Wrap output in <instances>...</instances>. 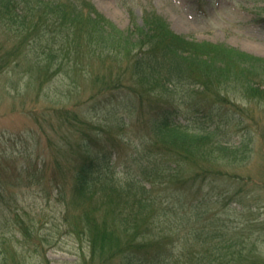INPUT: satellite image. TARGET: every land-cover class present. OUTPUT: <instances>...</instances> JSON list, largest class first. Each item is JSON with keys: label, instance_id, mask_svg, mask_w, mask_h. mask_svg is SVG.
Wrapping results in <instances>:
<instances>
[{"label": "trees", "instance_id": "1", "mask_svg": "<svg viewBox=\"0 0 264 264\" xmlns=\"http://www.w3.org/2000/svg\"><path fill=\"white\" fill-rule=\"evenodd\" d=\"M10 30L16 41H0V75L22 66L28 76L18 94L35 90L31 101L43 107L31 108L25 100L18 109L46 131L50 145L47 125L61 134L59 141L53 136L57 150L49 160L33 164L16 155V193L0 188L7 192L0 190V207L22 234L18 242L21 237L24 247L44 253L49 240L34 235L19 210L17 188L29 180L52 184L64 199L69 230L88 244L83 264H264L257 243L264 222L254 224L253 232L248 226L236 231L228 218L212 212L216 203L228 210L243 201L238 167L248 159L244 145L252 131L233 125L247 110L228 94L243 87L246 98L264 103V57L190 39L155 11L123 30L89 0H0V32ZM94 57L110 61L109 71L87 78ZM59 78L62 86L53 89ZM67 78L84 83L91 90L87 98L81 90L78 97ZM134 114L162 143L140 142L126 154L122 139L104 137L103 129ZM228 126L235 127L234 136L240 132L239 143L227 145L230 138L220 136ZM122 170L126 181L118 179ZM73 203L78 212L71 220ZM221 229L228 248L195 254L191 238L219 236ZM3 242L0 264L27 263L23 250H8Z\"/></svg>", "mask_w": 264, "mask_h": 264}, {"label": "rangeland", "instance_id": "2", "mask_svg": "<svg viewBox=\"0 0 264 264\" xmlns=\"http://www.w3.org/2000/svg\"><path fill=\"white\" fill-rule=\"evenodd\" d=\"M95 7L109 17L119 28L123 30L132 29L138 24H143V18L146 12L155 11L164 16L170 24V27L190 39L198 42L210 41L213 43H225L252 54L264 57V0H90ZM107 10V12H106ZM109 11V12H108ZM6 34V36H5ZM7 36L9 38H7ZM15 32H0V41L5 40L7 45L15 40ZM0 54H2L0 52ZM110 61L94 57L90 65L87 66L88 77L95 73H106L109 71ZM28 76V75H27ZM23 67L11 65L5 73L0 75V188L5 187L16 193V155L24 158H31L35 164L40 159H51L57 150L56 140L61 138L60 131L56 134L54 126L47 125L48 135L52 137V145L47 140L46 131L40 128L29 113L22 111L19 104L26 101V105L31 108L40 106L42 102L34 105L35 90L26 96L19 95L18 91L24 87ZM60 80H53V89L62 86ZM67 80V81H66ZM64 80L68 86L74 87V91L79 97L78 91H85L83 98H87L90 89L84 88V83H75L72 78ZM93 80V79H92ZM70 83V84H69ZM76 85L78 88L76 89ZM193 87L195 86L192 83ZM264 87L263 84H261ZM87 87V86H86ZM245 89L239 87L235 89L236 95L228 94L233 97L241 106L246 108L247 112L242 115L240 123H233L243 132L252 131V134L246 138L245 145L248 159H244L238 167L241 173V195L238 196L243 201H234L230 205L236 206L237 211H232L231 206L224 210L222 203L213 205L212 212L218 211L221 220L228 218L227 223L236 225V231L243 230L244 226L252 230V226L260 228V223L264 222V103L260 99H251L244 96ZM26 92L25 88L22 90ZM82 94V93H81ZM53 98L58 94L52 93ZM51 98V96H49ZM232 99V98H231ZM231 105V103H230ZM122 113V112H121ZM253 117V118H252ZM180 121L185 119L179 117ZM125 122L113 124L110 129H103L104 137L122 139L121 145L126 154L130 153L134 146L144 141L162 140L156 137L151 130L148 131L147 123L142 122L135 114L133 117L128 115ZM257 124H255V122ZM233 126H228L220 133L221 137L230 138L231 143H239L241 134L235 132ZM111 130V131H110ZM237 130V129H236ZM101 131V130H100ZM110 131V132H109ZM158 139V140H157ZM111 140V139H110ZM54 144V145H53ZM39 154V155H38ZM133 168V166H132ZM120 181H126L125 170L120 172ZM23 183L17 188L20 211L24 217L32 222L34 235L39 233L44 239V253L35 251V246H23L22 234L16 229V222L8 211H3L0 207V244L15 247L27 257L26 264H83V252L89 254L88 244L85 239H79L65 221L67 205L63 198L58 197L56 189L52 184L42 185L36 183ZM239 182V183H240ZM4 184V185H3ZM71 186V185H69ZM68 187V186H66ZM4 189V188H3ZM0 189L5 192V190ZM67 188V197L71 196ZM1 198V196H0ZM71 198V197H70ZM71 220L75 219L78 204H71ZM25 210V212H24ZM210 215V213H209ZM212 216V215H211ZM222 228V225L219 224ZM253 226V227H254ZM263 228V227H261ZM70 229V230H69ZM261 230V229H260ZM262 231V230H261ZM264 231V229H263ZM224 230L218 231L212 237L206 235L197 238H191V244L195 254H201L206 251H223L228 248V243L222 237H225ZM250 233V232H249ZM258 234V232H257ZM256 233H252V236ZM20 237L18 242L17 238ZM254 237V236H253ZM252 237V239H253ZM261 241L257 242L260 251L264 253V233ZM35 237L32 238V244ZM240 241V240H238ZM182 239L179 241L181 244ZM250 247L253 245L250 243ZM242 247V244L238 248Z\"/></svg>", "mask_w": 264, "mask_h": 264}, {"label": "bare ground", "instance_id": "3", "mask_svg": "<svg viewBox=\"0 0 264 264\" xmlns=\"http://www.w3.org/2000/svg\"><path fill=\"white\" fill-rule=\"evenodd\" d=\"M106 12H107V10H106ZM109 12V11H108Z\"/></svg>", "mask_w": 264, "mask_h": 264}]
</instances>
